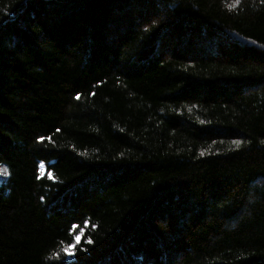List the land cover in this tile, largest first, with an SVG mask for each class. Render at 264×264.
<instances>
[{
    "label": "trees",
    "instance_id": "trees-1",
    "mask_svg": "<svg viewBox=\"0 0 264 264\" xmlns=\"http://www.w3.org/2000/svg\"><path fill=\"white\" fill-rule=\"evenodd\" d=\"M1 167L0 264H264V0H0Z\"/></svg>",
    "mask_w": 264,
    "mask_h": 264
},
{
    "label": "rangeland",
    "instance_id": "rangeland-1",
    "mask_svg": "<svg viewBox=\"0 0 264 264\" xmlns=\"http://www.w3.org/2000/svg\"><path fill=\"white\" fill-rule=\"evenodd\" d=\"M42 172H45V168L42 167ZM5 179V174H4V169L1 167L0 168V184L3 182V180ZM71 255L68 253V257H70Z\"/></svg>",
    "mask_w": 264,
    "mask_h": 264
}]
</instances>
